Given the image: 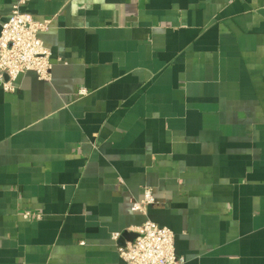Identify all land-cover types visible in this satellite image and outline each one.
I'll list each match as a JSON object with an SVG mask.
<instances>
[{"label": "crops", "instance_id": "obj_1", "mask_svg": "<svg viewBox=\"0 0 264 264\" xmlns=\"http://www.w3.org/2000/svg\"><path fill=\"white\" fill-rule=\"evenodd\" d=\"M21 10L52 70L0 89V264H125L147 218L184 264H264V0Z\"/></svg>", "mask_w": 264, "mask_h": 264}, {"label": "built area", "instance_id": "obj_2", "mask_svg": "<svg viewBox=\"0 0 264 264\" xmlns=\"http://www.w3.org/2000/svg\"><path fill=\"white\" fill-rule=\"evenodd\" d=\"M27 1L17 0L8 17L0 22V89L5 92H15L16 80L24 73H32L42 80L51 78L52 53L39 36L45 25L21 10ZM85 93L84 88L78 91L80 95ZM153 202L151 189L145 188L142 199L135 200L131 208L144 213L146 206ZM30 215L23 213L26 218ZM34 216L39 218V214ZM134 233L136 237L132 241L117 247L125 264H184V258L175 253L174 234L168 227L147 218ZM112 237L116 239L118 234Z\"/></svg>", "mask_w": 264, "mask_h": 264}, {"label": "water", "instance_id": "obj_3", "mask_svg": "<svg viewBox=\"0 0 264 264\" xmlns=\"http://www.w3.org/2000/svg\"><path fill=\"white\" fill-rule=\"evenodd\" d=\"M121 236H122V238L128 237L130 239V241H132L136 237V233H134V232L122 233Z\"/></svg>", "mask_w": 264, "mask_h": 264}]
</instances>
